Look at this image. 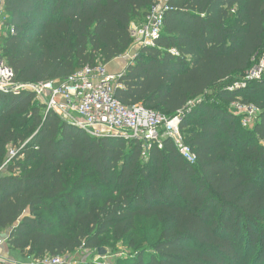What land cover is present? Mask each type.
<instances>
[{
    "label": "trees",
    "instance_id": "obj_1",
    "mask_svg": "<svg viewBox=\"0 0 264 264\" xmlns=\"http://www.w3.org/2000/svg\"><path fill=\"white\" fill-rule=\"evenodd\" d=\"M158 2L6 0L15 35L0 40L1 59L19 84L108 66ZM168 3L115 98L182 113L195 163L171 138L91 137L33 93L0 91V239L11 249L34 261L121 245L131 254L113 264H264V78L246 81L264 52V0ZM236 102L260 110L252 126Z\"/></svg>",
    "mask_w": 264,
    "mask_h": 264
},
{
    "label": "built area",
    "instance_id": "obj_2",
    "mask_svg": "<svg viewBox=\"0 0 264 264\" xmlns=\"http://www.w3.org/2000/svg\"><path fill=\"white\" fill-rule=\"evenodd\" d=\"M6 0H0V40L8 34L15 35L13 27H7L5 14ZM169 0H159L141 24H133L131 36L132 47L140 51L144 47H153L163 31L165 15L171 10ZM123 58V57H120ZM135 58V57H134ZM132 58L131 61L134 60ZM123 73L111 74L108 66L98 64L87 66L62 81H50L37 84L14 83V73L1 59L0 55V91L19 94L31 92L36 100L45 107V114L54 113L69 124L95 138L120 137L126 140H139L145 144L160 142L164 137L171 138L176 143L180 153L190 162L195 163L196 156L185 145L180 130L183 114L168 119L141 105L126 107L115 98L118 80ZM264 78V52L256 66L248 73L246 81H261ZM246 82L237 83L230 91L244 88ZM235 115L242 116L244 127H250L253 118L260 110L254 105L240 102L231 106ZM163 133H162V131ZM162 133V134H161ZM16 155L11 151V158ZM5 243L0 239V247ZM89 251H84L87 254ZM91 253V252H89ZM112 257H98L94 263L103 261L113 264ZM108 260V261H105ZM82 261H69L65 257L46 256L34 261V264H80Z\"/></svg>",
    "mask_w": 264,
    "mask_h": 264
},
{
    "label": "crops",
    "instance_id": "obj_3",
    "mask_svg": "<svg viewBox=\"0 0 264 264\" xmlns=\"http://www.w3.org/2000/svg\"><path fill=\"white\" fill-rule=\"evenodd\" d=\"M135 24V23H134ZM134 48V47H132ZM130 49L123 58L117 59L108 65V71L111 74H119L124 72L132 58L138 54L137 49ZM5 241V240H4ZM0 264H34V260L28 256H24L16 250L11 249L6 243L0 247Z\"/></svg>",
    "mask_w": 264,
    "mask_h": 264
},
{
    "label": "rangeland",
    "instance_id": "obj_4",
    "mask_svg": "<svg viewBox=\"0 0 264 264\" xmlns=\"http://www.w3.org/2000/svg\"><path fill=\"white\" fill-rule=\"evenodd\" d=\"M132 49H133V51L135 50L134 48H132ZM118 59H120V58H118ZM231 112L233 114H236V113H234V111H233L232 108H231ZM258 117H259V115L258 116L256 115L253 118V121L255 122L258 119ZM254 122L250 126H252L254 124ZM103 249H105L107 251V254L109 256L111 255L110 256V257H112L111 258V261H113V262H115L116 260H118L120 258L128 257V255L131 254V251L130 250L126 249L125 247H122L121 245H119L118 248L116 250H114V251L111 250V249H109V248H103ZM96 257H98V251H96L94 253L87 252V254L84 253V252H82V251H80L79 254L67 256L65 258L67 260H69V261H78V262H80L83 259H85L84 263H86V262H93L94 263V259ZM105 261H108V260H105ZM99 263H103V261H99Z\"/></svg>",
    "mask_w": 264,
    "mask_h": 264
},
{
    "label": "water",
    "instance_id": "obj_5",
    "mask_svg": "<svg viewBox=\"0 0 264 264\" xmlns=\"http://www.w3.org/2000/svg\"><path fill=\"white\" fill-rule=\"evenodd\" d=\"M98 254L100 257H105V256H107V251L105 249L101 248L98 250Z\"/></svg>",
    "mask_w": 264,
    "mask_h": 264
}]
</instances>
